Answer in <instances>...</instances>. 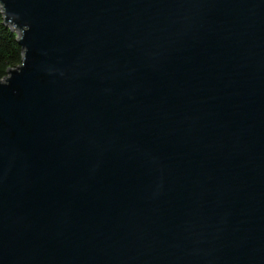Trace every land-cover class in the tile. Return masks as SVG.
I'll list each match as a JSON object with an SVG mask.
<instances>
[{
    "label": "water",
    "instance_id": "1",
    "mask_svg": "<svg viewBox=\"0 0 264 264\" xmlns=\"http://www.w3.org/2000/svg\"><path fill=\"white\" fill-rule=\"evenodd\" d=\"M0 6V264H264V0Z\"/></svg>",
    "mask_w": 264,
    "mask_h": 264
},
{
    "label": "trees",
    "instance_id": "2",
    "mask_svg": "<svg viewBox=\"0 0 264 264\" xmlns=\"http://www.w3.org/2000/svg\"><path fill=\"white\" fill-rule=\"evenodd\" d=\"M23 51L17 41V33L5 24L0 6V79L9 68L21 63Z\"/></svg>",
    "mask_w": 264,
    "mask_h": 264
}]
</instances>
